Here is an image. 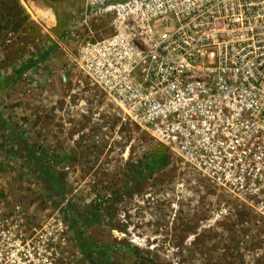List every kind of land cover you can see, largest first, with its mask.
Segmentation results:
<instances>
[{
	"label": "rangeland",
	"instance_id": "374dc122",
	"mask_svg": "<svg viewBox=\"0 0 264 264\" xmlns=\"http://www.w3.org/2000/svg\"><path fill=\"white\" fill-rule=\"evenodd\" d=\"M84 16V0H0V83L15 81L0 90V118L48 156L70 158L59 166L64 197L56 199L0 153V264H89L82 238L114 247L109 264H264L258 215L177 161L135 174L161 147L82 75L69 31L80 32ZM48 49L17 80L14 71ZM70 204L82 219L100 211L99 222L70 227Z\"/></svg>",
	"mask_w": 264,
	"mask_h": 264
},
{
	"label": "built area",
	"instance_id": "2783aa9c",
	"mask_svg": "<svg viewBox=\"0 0 264 264\" xmlns=\"http://www.w3.org/2000/svg\"><path fill=\"white\" fill-rule=\"evenodd\" d=\"M84 8L69 31L82 75L170 160L264 222V0Z\"/></svg>",
	"mask_w": 264,
	"mask_h": 264
},
{
	"label": "trees",
	"instance_id": "16d2710c",
	"mask_svg": "<svg viewBox=\"0 0 264 264\" xmlns=\"http://www.w3.org/2000/svg\"><path fill=\"white\" fill-rule=\"evenodd\" d=\"M98 26L99 25H95L93 27ZM49 50L50 49L41 51L33 59L25 62L21 67L15 70L14 75H16L17 80L32 67L44 62L50 54ZM14 82L11 76H6L0 83V90L14 84ZM6 126L7 125L0 118V131H3V134H0V153L15 158V160L20 162L23 168L29 170L43 186L47 187L48 191L52 192L53 197L56 199L63 198L64 185L62 177L59 174V166L63 162L69 161L70 158L50 157L44 151H40L36 148L35 145L21 139L16 132H11ZM160 147L161 148L151 153L148 157L146 156V161H144L142 168L135 172L138 177L146 171L162 170L170 162L167 150L162 146ZM64 217V220L67 221L70 227H75L80 224L91 226L99 222L101 212H96L89 219H82L75 211L73 205L70 204L65 208ZM78 245L80 254L89 264H109L107 258L108 251L112 250L114 247L97 246L84 238L79 241ZM120 250L133 255L135 251V249L131 247Z\"/></svg>",
	"mask_w": 264,
	"mask_h": 264
},
{
	"label": "bare ground",
	"instance_id": "6f19581e",
	"mask_svg": "<svg viewBox=\"0 0 264 264\" xmlns=\"http://www.w3.org/2000/svg\"><path fill=\"white\" fill-rule=\"evenodd\" d=\"M39 11H40V10H39ZM47 13H49V12H47ZM47 13H46V14L44 13L43 17H44L46 20H48V19H49V20H50V22H52V23H53V22H54V18L52 17V15H51V14H49V15H48ZM52 20H53V21H52Z\"/></svg>",
	"mask_w": 264,
	"mask_h": 264
}]
</instances>
